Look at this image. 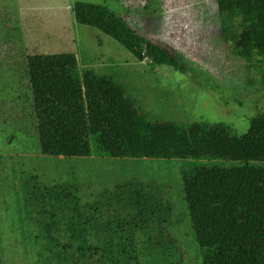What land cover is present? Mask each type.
Returning <instances> with one entry per match:
<instances>
[{
  "label": "trees",
  "instance_id": "1",
  "mask_svg": "<svg viewBox=\"0 0 264 264\" xmlns=\"http://www.w3.org/2000/svg\"><path fill=\"white\" fill-rule=\"evenodd\" d=\"M216 4L222 38L258 70L264 90V0ZM73 14L135 60L188 73L175 53L145 40L109 7L77 1ZM27 61L43 155L181 160L203 264H264V113L242 135L226 123L153 121L115 78L81 70L74 54ZM80 191L77 182L26 183L25 208L39 226L38 264H169L177 245L173 205L159 183L130 179L86 203Z\"/></svg>",
  "mask_w": 264,
  "mask_h": 264
},
{
  "label": "rangeland",
  "instance_id": "2",
  "mask_svg": "<svg viewBox=\"0 0 264 264\" xmlns=\"http://www.w3.org/2000/svg\"><path fill=\"white\" fill-rule=\"evenodd\" d=\"M121 14L145 40L170 49L188 68L137 61L112 38L76 22L75 2ZM221 36L216 0H0V256L2 264H38L35 214L26 183L77 182L84 203L130 179L154 181L173 205L177 240L169 264H203L181 177V160L65 158L42 154L28 57L74 54L81 70L115 78L150 120L226 123L237 134L264 113L257 69L233 55Z\"/></svg>",
  "mask_w": 264,
  "mask_h": 264
}]
</instances>
